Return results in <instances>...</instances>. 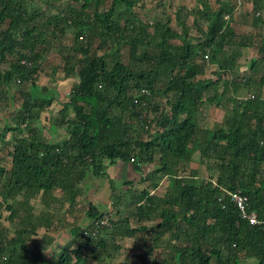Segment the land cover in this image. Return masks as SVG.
I'll use <instances>...</instances> for the list:
<instances>
[{"label": "trees", "instance_id": "16d2710c", "mask_svg": "<svg viewBox=\"0 0 264 264\" xmlns=\"http://www.w3.org/2000/svg\"><path fill=\"white\" fill-rule=\"evenodd\" d=\"M63 2L0 0V264H116L127 241L142 253L126 264H264V0ZM116 162L139 179L78 224L82 185ZM237 189L260 225L230 202Z\"/></svg>", "mask_w": 264, "mask_h": 264}, {"label": "crops", "instance_id": "0c3cea01", "mask_svg": "<svg viewBox=\"0 0 264 264\" xmlns=\"http://www.w3.org/2000/svg\"><path fill=\"white\" fill-rule=\"evenodd\" d=\"M176 5H178V4H176ZM234 23H235L236 29H237L239 34L245 35V34H248L249 32H251V27H250L251 26V17H249L245 13L244 9L241 10V8H239V6L236 8L235 22ZM247 52L246 53L248 55L249 50ZM210 67H214V66H210ZM247 69H248V67H247ZM214 70H215V67L211 68L210 72H212ZM67 86H68V89L66 91L60 90V92L62 94L63 93L66 94L68 92L69 84ZM58 89H60V88H58ZM262 96L264 97V93ZM58 108H59V106L54 108V110H57ZM218 112H220L221 114L219 115ZM204 114L206 116V120L209 121L208 122L209 127H211L212 124L215 122L216 123L221 122V120L223 118V111L218 107H207L204 110ZM191 166L193 168H195L196 170H198V172H200L199 162L197 160L194 161V163H192ZM107 170H109L111 175L106 174L104 177L101 176V177H96V178L90 177L88 182H86L82 185V187H81L82 193L77 198L78 204L76 206V213H75L76 219H77V221H79L78 224L83 223L82 222L83 221L82 220V216H83L82 211H85L88 208L89 204L97 205L100 209H103L105 212H110L111 211L110 197L112 195V193H111L112 188L119 190V192H125L127 188L126 187L121 188L123 183L128 182V181L137 182V180L139 179V173H138V171L134 170L131 163L116 162L112 165L107 166ZM202 178H204V177H202ZM80 210H82V211H80ZM68 220H71V219L68 218ZM41 232H43V230ZM57 234H60V233H57ZM57 234H56V237H58ZM67 236H68L67 234L62 236V238L59 242H57L56 244H53L48 249V251H47L48 259H52L57 254V252L59 251V248L61 246L60 244H61L62 240L67 238ZM123 247L126 248L125 250H123V251H126V253H124V255H126V256H127V254H128V256H131L132 250L139 252V254L142 253V251H140L141 247H140L139 243L138 244L136 243L134 246L133 241L125 242ZM123 251H121V252H123ZM117 260H119V254H117ZM241 264H255V263L252 261L244 260V261H241Z\"/></svg>", "mask_w": 264, "mask_h": 264}, {"label": "rangeland", "instance_id": "374dc122", "mask_svg": "<svg viewBox=\"0 0 264 264\" xmlns=\"http://www.w3.org/2000/svg\"><path fill=\"white\" fill-rule=\"evenodd\" d=\"M67 0H64V2H63V6L66 4L65 2H66ZM192 1L193 0H165V4L166 5H168L169 3H172V4H174V5H176V4H192ZM159 11L157 10L156 12L155 11H152V12H147V11H143V13H142V15L144 16V17H146L147 19H154V18H157V16L159 15ZM65 43H68L67 41H65ZM58 60V56H56V55H52V57H50V59H49V62H52V61H57ZM48 62V63H49ZM247 67H248V65L247 64H245V65H241L240 66V72H241V74H244L245 73V71H247L248 69H247ZM211 68H214V67H210L209 65L207 66V69H206V74L208 75L209 73H210V69ZM44 81V79H41V81L40 82H43ZM59 90H63V91H66L67 89H68V86H67V84L65 83V82H63L62 80H59ZM3 101H5V102H3V104H5V105H7V106H9L8 108H9V110L11 109V106H16V105H18V102H15V104L12 102V100L11 99H9V97H7L6 96V99L5 100H3ZM58 105V103L56 102L55 104H54V106L51 108L53 111H54V108H56V107H58L57 106ZM60 107V106H59ZM8 110V111H9ZM219 113V115L221 114L220 112H218ZM2 114H4V112L3 111H0V128L2 129V127H3V125H4V122H3V119L1 118V116H2ZM49 109H47V110H45L44 111V113L41 115V121H42V123H43V126H45V127H47L48 126V122H49ZM218 118V117H217ZM205 122L208 124V120H205ZM52 130H54L53 129V126H51V129H50V131L52 132ZM198 161V159L197 158H195L194 159V161ZM7 164V163H6ZM199 168H200V172H198V175L200 176V177H207L208 176V173H207V171H206V168H205V166H204V164H200L199 163ZM107 175H109L110 174V172H109V170H107L106 169V172H105ZM111 175V174H110ZM166 184H167V182H165V180H163L162 181V186H161V190L163 191L164 190V187H166ZM145 250V254L147 253V251H148V248H146V249H144ZM124 252L125 251H123V252H120L119 253V260H117V262H116V264H126L127 263V261L129 260V258H134L135 259V256H137L138 254H139V252H137V251H133L132 250V255H131V257H128V256H126V255H124ZM122 253V254H121ZM153 253H157V251H154ZM130 263H131V259H130Z\"/></svg>", "mask_w": 264, "mask_h": 264}, {"label": "built area", "instance_id": "2783aa9c", "mask_svg": "<svg viewBox=\"0 0 264 264\" xmlns=\"http://www.w3.org/2000/svg\"><path fill=\"white\" fill-rule=\"evenodd\" d=\"M207 59V56H204ZM134 159H131V162ZM230 202L234 204L235 208L240 214V217L246 220L250 225L257 226L260 225V222L257 219V216L254 212H248L247 210V197L237 189L234 192L230 193ZM110 214H104L100 219L96 220L93 226L90 228L89 232L92 235H95L98 232V229L105 226H110L109 223Z\"/></svg>", "mask_w": 264, "mask_h": 264}]
</instances>
